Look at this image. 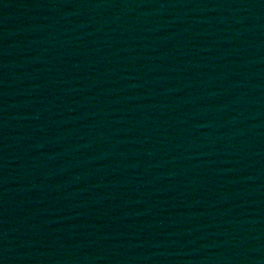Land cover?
I'll list each match as a JSON object with an SVG mask.
<instances>
[{
	"label": "water",
	"instance_id": "95a60500",
	"mask_svg": "<svg viewBox=\"0 0 264 264\" xmlns=\"http://www.w3.org/2000/svg\"><path fill=\"white\" fill-rule=\"evenodd\" d=\"M0 264H264V0H0Z\"/></svg>",
	"mask_w": 264,
	"mask_h": 264
}]
</instances>
